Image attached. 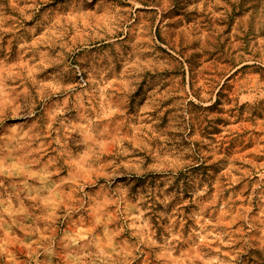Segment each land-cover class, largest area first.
I'll list each match as a JSON object with an SVG mask.
<instances>
[{
	"label": "rangeland",
	"instance_id": "1",
	"mask_svg": "<svg viewBox=\"0 0 264 264\" xmlns=\"http://www.w3.org/2000/svg\"><path fill=\"white\" fill-rule=\"evenodd\" d=\"M0 264H264V0H0Z\"/></svg>",
	"mask_w": 264,
	"mask_h": 264
}]
</instances>
